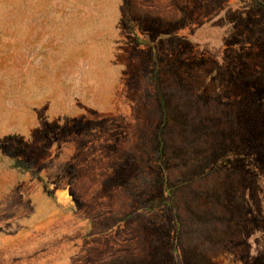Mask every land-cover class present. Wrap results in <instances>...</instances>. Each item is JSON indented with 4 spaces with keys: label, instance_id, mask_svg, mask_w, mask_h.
<instances>
[{
    "label": "rangeland",
    "instance_id": "374dc122",
    "mask_svg": "<svg viewBox=\"0 0 264 264\" xmlns=\"http://www.w3.org/2000/svg\"><path fill=\"white\" fill-rule=\"evenodd\" d=\"M0 264H264V0H0Z\"/></svg>",
    "mask_w": 264,
    "mask_h": 264
},
{
    "label": "trees",
    "instance_id": "16d2710c",
    "mask_svg": "<svg viewBox=\"0 0 264 264\" xmlns=\"http://www.w3.org/2000/svg\"><path fill=\"white\" fill-rule=\"evenodd\" d=\"M19 163H21L19 160L11 159V162H10L9 166H11V167L14 166V167H15V166H17ZM170 195H171V194H170ZM170 200L173 201V197H172V195L170 196ZM161 201H164V200H155V199H152V200H150L147 204H145V207H146V209H152L156 203H158V202L161 203ZM165 204L170 205V209H171V212H173V216L176 215L177 210H176L175 205H174L173 203L170 204V201H169V202H166V201H165ZM176 232H177V230H175V235H174V237H173V241H172V243H173V251H174V252L176 251V246H175V245H176V243H177V240L175 239V237H176ZM174 257L177 258L176 255H175Z\"/></svg>",
    "mask_w": 264,
    "mask_h": 264
}]
</instances>
